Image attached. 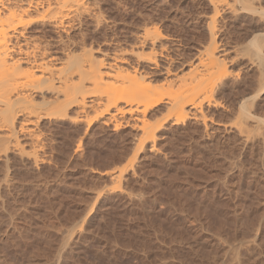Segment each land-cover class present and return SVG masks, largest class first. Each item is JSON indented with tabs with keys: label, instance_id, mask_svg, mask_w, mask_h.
I'll return each mask as SVG.
<instances>
[{
	"label": "rangeland",
	"instance_id": "obj_1",
	"mask_svg": "<svg viewBox=\"0 0 264 264\" xmlns=\"http://www.w3.org/2000/svg\"><path fill=\"white\" fill-rule=\"evenodd\" d=\"M222 2L216 12L209 0H96L98 13L84 15L81 25L49 26L54 40L82 44L86 37L87 48L106 65L125 54L128 61L118 65L148 70L143 55L150 48H136V42L142 28L156 26L164 36L158 65L178 75L157 74L163 88L155 84L156 92L167 96L171 90V97L192 87L200 96L213 86L212 98L186 107L179 121L167 108L147 111L150 121L162 124L155 140L141 147L143 132L124 120L127 114L105 113L106 124L104 116L94 117V103L34 127L42 153L36 165L19 161L14 148L0 150V217L10 216L8 223L0 218L6 223L0 221V264H29L35 253L53 252L52 260L63 242L60 233L73 224L84 226L70 228L82 240L71 264H264V94L249 55L257 50L249 40L254 34L264 51V0H256L257 12L240 0ZM212 17L218 45L229 49L223 63L230 74L222 78L223 63L208 66ZM133 48L143 58L132 55ZM21 139L31 150L32 143Z\"/></svg>",
	"mask_w": 264,
	"mask_h": 264
},
{
	"label": "bare ground",
	"instance_id": "obj_2",
	"mask_svg": "<svg viewBox=\"0 0 264 264\" xmlns=\"http://www.w3.org/2000/svg\"><path fill=\"white\" fill-rule=\"evenodd\" d=\"M209 1L214 6L213 8L217 10L216 12H218V5L220 3L222 4L223 0ZM241 1H243L242 5L244 9L253 12L257 10L256 0H240V3H242ZM95 2L94 0H0V145H2L4 149L2 150L0 148L1 152L7 151L6 149L14 148L17 153L14 156L18 155L17 157L21 158V160L19 161L26 159L32 164L34 163V165H36L39 160H42L39 159V154L41 155L42 153L39 150L40 148H38L39 143L41 142H39L40 134L35 130L34 127L38 123H40L41 120L43 121L44 118H49L50 116H53L55 119L56 117L71 118L70 115L68 116V113L69 110L73 108V106H79V108L81 107L82 110H86L87 107H91L94 103L97 104V106H95L100 110L96 111L98 114L96 113V116L94 117H97V115L99 117L104 116L105 113H111L112 110H119L123 112V116L128 115L124 120L126 122L128 121V123L129 121L133 122V126L140 128L143 132V138L139 136L141 147L144 145L146 140H152L155 138L154 134L157 130L160 129V126L162 124L161 122L158 123L159 121L155 124L154 122H152V120L150 121V118L146 117V115H148L146 114L147 111H157L161 108H167V110L170 109L171 113L175 112L177 118H183L186 114V107V110H188L190 109L188 107L195 108L196 106L200 105V103L203 102L202 100L208 99L209 101H211L213 86L211 87L212 89L210 88V90H208L207 92L205 91L204 95L201 94V97L198 95V92H193V90L191 89L192 87L190 88V90H188V87L190 86H187L188 89H186V87L184 88L185 91H189L188 93H185L181 90L179 94L177 89V92L175 90L174 91L175 94H178L171 97L169 96L171 94V90L169 91V95H167L168 97L166 95H160L156 92L159 91L161 87L163 88V86H161L162 83L159 84L161 86L159 88V85L157 84V82H155L154 78L157 74L165 73L166 77H173V75L175 74H173L170 65H168L169 67L165 65L166 67L163 68H160L158 65L159 61L157 52L159 51V48L162 49V43L160 42V40L164 38V36L162 37V34H160V32L158 31V28L154 25V27L146 26L142 28L143 30L142 32H140L139 40L138 42H136V44H140L141 46L140 47L139 45H137L136 48L144 49L145 47H148V49L150 48L151 51L149 50L148 52L146 50V52H148L147 55L144 54L141 50H139L141 53L137 51V53L140 55H136L135 53L133 54V52H136L134 48L131 51V54L136 55V57L138 56V59H140V57L143 58L144 56L145 60H147V62L145 63H148V65H146L148 66L149 70L142 69L143 67L138 68L136 66H133L131 68L118 65L119 63L123 64L124 62L128 61V57H126L125 54L114 55V57L112 58L113 60L111 61L112 63L106 65L104 59L94 56V51L90 46V48H87L88 46H86V37L82 44H80L75 39H52V27L53 30L57 29V31H60L61 29L66 30L64 28L67 26L73 27L75 25L74 22L80 24L82 22V19H84L86 15L93 17L97 12H94ZM214 18L215 17H212V20L208 22V27L211 30L210 43L212 44V48L208 55V57L210 58V61L208 60V62H210V64L208 65L210 67V70L216 69V67L222 65L224 59H226L225 55L228 54L227 52L229 51L225 44L218 45L216 41V34L214 33L216 32L214 26ZM46 26H48L49 29ZM49 26H51V28ZM256 37L257 34H254L252 39H249L252 41L250 42L257 48V50L255 51L253 50L250 52L249 50V55L253 60V65L256 62L255 67L257 66L260 70L259 72L262 76V79L260 78V80H258L260 81V85L258 86L261 87L259 89L260 92L264 94V51H262V42L259 41L261 38H257L258 40H256ZM89 44L90 42L87 45ZM242 49L240 51H242ZM244 50H248V48ZM205 51L203 50V52ZM142 54L144 55L141 56ZM208 57L207 59H209ZM251 59H249L250 62L252 61ZM223 65V69H220V74L223 72L225 73L221 74V78L222 75L226 74L227 71L226 65L224 63ZM206 71L210 72L209 70ZM228 73L229 72H227V74ZM177 76L174 77L178 79ZM173 78L168 79V81L170 82V86H172L171 84L175 82V79ZM178 81H176V83ZM155 84L159 88L158 90ZM159 93H161V90ZM164 96H166L167 98ZM254 100L252 102H254ZM243 107L241 109H243ZM112 113L110 115H112ZM245 114L243 115L244 117ZM249 114H251V112H249ZM106 116H104V120L107 124L110 119L107 117V119H109L107 121V119H105ZM72 118L75 120L77 119L73 116ZM162 118L160 117V119L164 121L166 117ZM247 118H243L244 121L248 120ZM257 118L262 119L261 117ZM260 123L258 124L261 125ZM237 124L239 125V120ZM118 127L119 126H117L116 129ZM244 128L247 129V126H245ZM3 130H5L4 133ZM241 133H243V131ZM250 133L251 132L249 131V135ZM21 138L27 139L25 140L27 141V144L28 140L33 144H31L32 148L30 147L31 150H28L29 147L27 148L23 145V143L21 144ZM153 148L154 147H152V149ZM14 150H12V152L15 153ZM32 164L30 165L32 166ZM1 216L3 218L6 215ZM7 217L10 216L7 215ZM7 217L6 219H4L5 221L8 219ZM2 221L1 223H4V225L8 223V221H6V223ZM80 225L81 224H73L72 226L79 227H73L74 229L72 230L74 231H72L70 230L72 226H70V228H68V231H63V233L66 232L63 236L62 233H60L59 236L63 237V242L59 244L58 250V244L56 245V254H52L54 256L52 260H50L51 256L48 255L53 252L49 253L48 255L41 254L44 257L48 256V259L50 258V262L47 258L45 260H48V264H68L70 261L74 260V258L78 254L77 252L79 250H82L81 248L79 249L78 243L81 242V239L83 238L80 237L81 239H79L81 241L79 242L76 241V239H78L77 236V238L75 239V228L80 230L84 226L83 225L80 227ZM81 235L83 236L82 233ZM1 251L0 253L2 254ZM35 254H30L29 261H27L29 262V264H41L42 261L43 263H46L44 262V260H41V258L43 259L44 257L40 258V255L38 257V255L36 254V256Z\"/></svg>",
	"mask_w": 264,
	"mask_h": 264
}]
</instances>
